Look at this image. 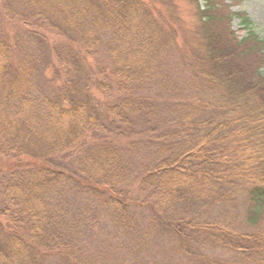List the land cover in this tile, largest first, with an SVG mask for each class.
<instances>
[{
	"label": "trees",
	"instance_id": "trees-1",
	"mask_svg": "<svg viewBox=\"0 0 264 264\" xmlns=\"http://www.w3.org/2000/svg\"><path fill=\"white\" fill-rule=\"evenodd\" d=\"M238 3L0 0V159L33 162L0 170V264H264V38Z\"/></svg>",
	"mask_w": 264,
	"mask_h": 264
},
{
	"label": "rangeland",
	"instance_id": "rangeland-1",
	"mask_svg": "<svg viewBox=\"0 0 264 264\" xmlns=\"http://www.w3.org/2000/svg\"><path fill=\"white\" fill-rule=\"evenodd\" d=\"M178 3L180 4L181 8H184L185 10H188L187 7V0H178ZM200 4L203 5V0H200ZM233 12H244L246 16L251 21V28L253 32L259 36L260 38H264V0H239V3L231 8ZM193 18H191L192 20ZM232 30L234 31L235 35L238 37L244 36L245 32L241 29V25L239 23L238 18L234 17L231 23ZM261 72L264 75V64L261 68ZM49 75L50 72H47ZM30 164H33L32 160L28 159L27 157H21L18 159H0V170L2 169H13L14 167H23V166H29ZM202 209L199 206H194L192 208H189L187 215L194 216L195 219L198 220V218L202 215L204 216V213H200ZM215 216L224 217V210L216 209L214 211ZM165 238L158 237L155 240V245L150 246V250H152V253L155 254V251L157 250L158 256L162 257L163 259L167 260V257L169 256L168 253V244L164 242ZM159 248H162L163 252L159 250ZM145 255V254H144ZM150 256V255H146ZM145 256V257H146ZM155 256V255H154Z\"/></svg>",
	"mask_w": 264,
	"mask_h": 264
}]
</instances>
